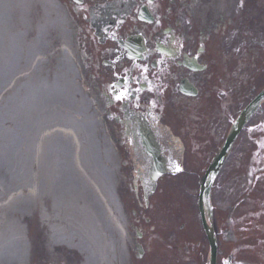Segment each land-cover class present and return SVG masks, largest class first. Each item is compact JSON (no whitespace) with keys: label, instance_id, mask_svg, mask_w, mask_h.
I'll use <instances>...</instances> for the list:
<instances>
[{"label":"flooded vegetation","instance_id":"obj_1","mask_svg":"<svg viewBox=\"0 0 264 264\" xmlns=\"http://www.w3.org/2000/svg\"><path fill=\"white\" fill-rule=\"evenodd\" d=\"M61 1L73 28L81 75L119 149L121 173L150 178L145 142L156 154L160 148L169 163L160 179L170 183L157 187L152 201L151 194L129 221L134 240L148 255L145 264L182 257L187 253L182 241L196 239L198 230L192 204L186 209L183 202L180 179L203 178L238 116L264 89V74L244 71L246 43L253 44L255 55L264 53V7L252 15L243 0L239 17L224 24L206 11L212 0ZM251 16L258 27L255 35L245 33ZM231 47L237 48L232 57ZM246 140L252 147L264 142V106L231 151L234 177L245 174ZM252 152L251 162L257 164L261 151ZM250 201L246 207V198L235 199L229 215L239 218L217 224L222 237L234 244L230 252L237 264L264 263V208L259 195ZM221 252L225 255L224 247Z\"/></svg>","mask_w":264,"mask_h":264},{"label":"bare ground","instance_id":"obj_2","mask_svg":"<svg viewBox=\"0 0 264 264\" xmlns=\"http://www.w3.org/2000/svg\"><path fill=\"white\" fill-rule=\"evenodd\" d=\"M232 2L214 0L210 9L228 17ZM18 9V0H0V264H26L35 214L52 246L79 251L85 264H127L116 179L105 165L115 166L113 152L98 155L95 127L67 123L69 34L60 40L63 70L54 88L44 56L52 49L42 36L15 33Z\"/></svg>","mask_w":264,"mask_h":264},{"label":"rangeland","instance_id":"obj_3","mask_svg":"<svg viewBox=\"0 0 264 264\" xmlns=\"http://www.w3.org/2000/svg\"><path fill=\"white\" fill-rule=\"evenodd\" d=\"M18 6L19 9L17 10L16 18L14 20V24H16L15 33L21 31L22 34L29 36L27 37L29 40L42 36L44 40L49 43L52 51L44 56H47L46 60H52L51 67H49V69H51L52 74V85L54 88H57L58 75L61 77V71L63 70L59 69L61 55L57 48L61 46L60 40L66 38L65 41H68L67 34H69L68 27L64 21L65 17L60 8L59 2L57 0H18ZM65 31H67V34L64 37ZM253 68L254 66H246L244 69L245 74H256L257 72L253 71ZM262 68L264 69V66ZM71 70L72 63L68 61V68L63 70L65 76V88L68 95V110L66 112V116L68 115L67 123L69 126H71V124H73V126L78 124L82 126L84 130H91L92 127H95V133H98L100 128L99 114L95 112V107L91 98L83 93H81L83 97L77 94L79 87ZM77 114H79V116H77ZM102 132L103 131H99L98 134H102ZM81 137L83 143L86 144L85 137L83 135ZM95 138H97V134ZM101 138L104 139L106 137L102 134ZM96 146L98 152L100 149L99 144L96 143ZM85 150L88 151V148H85ZM170 180H166V184H169ZM222 180L225 179L222 178L217 182L216 188H218V190H215L214 202L219 206V209L224 207V209L227 210L226 207H230L228 205L231 201H233L234 198L238 199L239 196L246 190L248 184L250 186V180L247 178L244 179V175L229 185H226V180ZM180 181L183 196H188V194H190L192 201L194 202V196H196V199L198 198L199 183L201 180L181 178ZM260 183L264 184V175H262ZM221 185H226L227 189H219ZM261 195L264 196L263 193ZM224 214L225 216H228L226 211H224ZM218 216L221 220V210L218 211ZM201 233L202 232H199V237H196V239H192L191 241H182V245L184 247L192 249L190 252H187L190 254L189 261L188 258L186 260L182 258V260H179L178 263L177 258L173 260L174 264H205L209 246L205 235ZM43 244L45 246L44 252L42 253V258L45 259L43 260V264H78L79 260H82L83 258L76 252L69 251L65 248L63 249L65 250V256L62 254L56 255V253L48 251L51 249V246L48 245L47 247L46 239ZM233 246L234 244L224 245L225 255L220 257L219 264H237L238 258L236 257V254L234 252L231 254L230 252ZM195 252H197L196 256L193 255ZM163 262L167 264V260H163Z\"/></svg>","mask_w":264,"mask_h":264},{"label":"water","instance_id":"obj_4","mask_svg":"<svg viewBox=\"0 0 264 264\" xmlns=\"http://www.w3.org/2000/svg\"><path fill=\"white\" fill-rule=\"evenodd\" d=\"M211 181H212V178H210L208 180L207 179L205 180L204 186L207 187V188L203 189L202 195H201L202 196L201 197V212H202V215H203V221H204V225H205L206 231H207L208 235L210 236V238L213 235V232H212V229L210 228V226L207 224L206 211L209 213L210 216H211V213H210V210H209V206L205 205L203 202L207 203L209 201L208 192H209V186H210ZM215 245H216V243L213 244V253H212L211 264H215Z\"/></svg>","mask_w":264,"mask_h":264}]
</instances>
